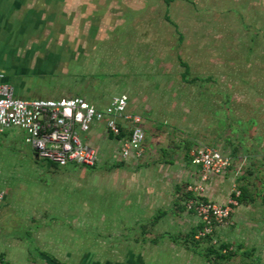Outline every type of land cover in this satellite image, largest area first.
Segmentation results:
<instances>
[{"label":"rangeland","instance_id":"obj_1","mask_svg":"<svg viewBox=\"0 0 264 264\" xmlns=\"http://www.w3.org/2000/svg\"><path fill=\"white\" fill-rule=\"evenodd\" d=\"M119 1L89 0V16L73 20L83 31L73 36L75 49L49 45L40 66L7 69L5 77L24 99L79 96L107 107L127 94L144 119V156L124 160L117 142L101 138L93 140L94 167L54 169L36 158L21 129L0 133V242H12L0 257L9 264H43V256L60 264H264V0L255 10L227 0ZM202 147L232 161L206 185L211 201L226 204L235 184L248 188L246 202L213 235L216 246L232 244L226 258L193 240L199 218L184 213L178 197L176 207L167 196L159 198L166 209L145 206L152 192L192 181L198 172L188 158ZM40 203L83 205L87 224L62 219L60 232L29 220Z\"/></svg>","mask_w":264,"mask_h":264},{"label":"built area","instance_id":"obj_2","mask_svg":"<svg viewBox=\"0 0 264 264\" xmlns=\"http://www.w3.org/2000/svg\"><path fill=\"white\" fill-rule=\"evenodd\" d=\"M2 78L3 75H0V132L21 129L38 158L59 167H94L99 158L88 142V135L92 126L100 122L106 123L108 133L115 138L127 131L128 135L119 140L122 159L143 157L146 143L143 118L129 110L126 95L113 97L105 108L79 96L25 100L18 98L15 87L2 81ZM190 156L192 164L199 169V178L186 187V191L194 196L187 207L204 225L196 236L202 239L213 235L216 227L228 223L234 208L239 205L237 198L241 192L235 184L226 204L203 200L207 197L206 185L210 178L226 173L232 161L220 150L210 147L195 148ZM4 198L5 193L0 191V213ZM0 264L3 262L0 261Z\"/></svg>","mask_w":264,"mask_h":264},{"label":"crops","instance_id":"obj_3","mask_svg":"<svg viewBox=\"0 0 264 264\" xmlns=\"http://www.w3.org/2000/svg\"><path fill=\"white\" fill-rule=\"evenodd\" d=\"M178 1L180 0H174L172 3L178 4ZM227 1H233L238 4H243L244 8L248 5L246 7L247 10L248 7L249 10H255L257 6H260V0ZM99 2L104 3L103 0H96V4H99ZM119 2V0H116L117 4ZM89 9V0H0V75L4 74L2 81L9 83L15 87L16 85H14L13 83V77H9V75L8 77H5V75L8 74V72H6L5 70L19 67L34 68L37 66V64L40 66L39 60L41 59V56L39 54H41V52L43 51H48V49L50 48L49 45L51 47H53V44L57 45L58 48L55 50L56 52L61 51L59 50V48H61L62 46L64 48L70 47L71 51L72 49H75L77 44H74L73 36H79L78 33L83 31L77 29V26L81 25L77 23L73 24V20L81 22L83 19H86L90 13ZM41 36H47L49 39H51L52 45L46 41H42L41 39H39ZM24 94L26 93L22 90L19 93H17L16 91V96L20 99H24L22 98ZM121 95H126L128 97L129 110L133 113H136L130 108L131 103L129 96L125 93ZM98 107L105 108L101 106ZM101 138H107L109 140L117 142L119 144L117 151L120 154V141L108 133L105 122L96 123L92 126V129L88 135V142L93 147V140H99ZM35 155L37 159H40L38 158L36 153ZM129 159L139 160L141 158L131 157ZM47 164L49 165L48 162ZM50 167L52 166L50 165ZM196 170L198 173H195L194 176L192 174L193 179L190 182H193L194 180H197L199 178V169L197 168ZM70 193L71 191L69 192V194ZM166 193L163 191L152 192V199L151 201L148 200L145 203V206L150 207L151 205H155V203H160L162 204L159 207L160 209H166L164 208L166 204H168L169 206L173 204V206L175 205L176 207L177 203L175 200L178 194L177 191L173 190ZM65 194L67 195L68 191ZM66 195L63 196L66 197ZM165 196L169 197V203H166L164 205L163 202H160L162 199L159 198H164ZM211 198L213 200L215 199L213 195L211 196ZM5 199L6 193L4 201L1 205L2 209L0 217L4 214ZM42 204L40 203V205L38 206L35 205L36 207H33L32 210L29 211V220L33 219L36 221H41L42 223H53L55 226L54 229L60 232L62 231V228H64V225L57 222L62 221V219L71 221L72 225H78L81 223V228H83V223H85V225L87 224L88 210L87 207H85L84 210L83 205L48 206L45 205V203L43 205ZM185 212L188 211L184 210V213ZM1 235L2 233H0V236ZM11 243H6L5 241L1 240L0 245L2 244V247L0 248V255L5 254V252L7 251L6 249H8L4 248L3 245H9ZM0 258L2 259L3 264H9L8 261L10 260V258L8 257V255L6 256L7 259L2 257ZM41 258L44 261L43 264H60L49 257L43 256Z\"/></svg>","mask_w":264,"mask_h":264},{"label":"trees","instance_id":"obj_4","mask_svg":"<svg viewBox=\"0 0 264 264\" xmlns=\"http://www.w3.org/2000/svg\"><path fill=\"white\" fill-rule=\"evenodd\" d=\"M174 0H166V3L167 4H170L172 3ZM184 66H185V73L183 74L184 77L186 75L189 74L190 72V67L188 64H185L184 63ZM128 135L127 131L124 130L123 133H122V136L121 137H117L116 139L117 140H120L122 137H126ZM194 150V149H193ZM188 157V156H187ZM189 161L192 163V157L189 156ZM52 167L56 168V169H59L61 167H59L58 165L56 164H53L51 162H48ZM189 183H187L185 186H178L176 191H177V197H178V201H180V207L183 209V211H188L190 213H194L193 211L191 210H188V207H187V203L189 202V200L191 199H194V196L187 192L186 191V187ZM237 187L238 189L240 190L241 192V195L237 198V201H238V204L239 205H242L244 202H246V199L248 198V188L247 186H242V185H238L237 184ZM233 197H235V193H233ZM203 200L205 201H209L210 199L208 197H203L202 198ZM177 203V202H176ZM233 215V214H232ZM203 224L202 223H198L197 227H195L193 229V232H192V235H193V240H195L196 243L198 244H201L202 242H205L208 244V247L206 248L207 251L209 252V254L211 255H215L217 256L218 258H226L227 255H229L233 250V246L232 244H228V243H225L223 242L222 244H220L219 246H216V244L213 243V235H208L202 239H197L196 236L198 234V232L203 228ZM215 233V232H214ZM0 261H2V259L0 258ZM5 264V263H4Z\"/></svg>","mask_w":264,"mask_h":264}]
</instances>
